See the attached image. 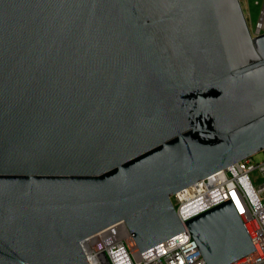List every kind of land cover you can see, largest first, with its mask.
<instances>
[{
  "label": "water",
  "instance_id": "obj_1",
  "mask_svg": "<svg viewBox=\"0 0 264 264\" xmlns=\"http://www.w3.org/2000/svg\"><path fill=\"white\" fill-rule=\"evenodd\" d=\"M262 151L241 0H0V264H90L120 221L232 264L256 248L231 198L182 222L171 197Z\"/></svg>",
  "mask_w": 264,
  "mask_h": 264
},
{
  "label": "built area",
  "instance_id": "obj_2",
  "mask_svg": "<svg viewBox=\"0 0 264 264\" xmlns=\"http://www.w3.org/2000/svg\"><path fill=\"white\" fill-rule=\"evenodd\" d=\"M251 31L264 32V7ZM229 198L256 248L232 264H264V157L256 161L251 156L219 170L179 190L171 200L184 222ZM81 247L90 264H206L188 230L140 252L124 221L86 237Z\"/></svg>",
  "mask_w": 264,
  "mask_h": 264
},
{
  "label": "rangeland",
  "instance_id": "obj_3",
  "mask_svg": "<svg viewBox=\"0 0 264 264\" xmlns=\"http://www.w3.org/2000/svg\"><path fill=\"white\" fill-rule=\"evenodd\" d=\"M250 28L253 30L259 20L260 12L264 7V0H241ZM264 152L254 155L256 161L262 160Z\"/></svg>",
  "mask_w": 264,
  "mask_h": 264
}]
</instances>
